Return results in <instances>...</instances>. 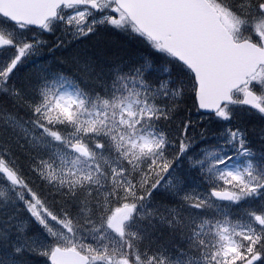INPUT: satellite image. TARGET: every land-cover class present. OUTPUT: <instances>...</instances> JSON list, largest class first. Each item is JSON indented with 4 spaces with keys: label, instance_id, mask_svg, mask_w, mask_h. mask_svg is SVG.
I'll use <instances>...</instances> for the list:
<instances>
[{
    "label": "snow or ice",
    "instance_id": "6c2138e0",
    "mask_svg": "<svg viewBox=\"0 0 264 264\" xmlns=\"http://www.w3.org/2000/svg\"><path fill=\"white\" fill-rule=\"evenodd\" d=\"M0 264H264V0H0Z\"/></svg>",
    "mask_w": 264,
    "mask_h": 264
}]
</instances>
